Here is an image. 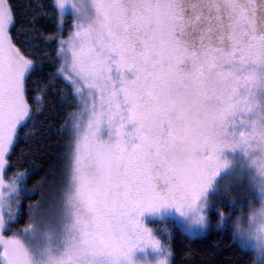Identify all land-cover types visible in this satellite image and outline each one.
<instances>
[{"label": "snow or ice", "instance_id": "snow-or-ice-1", "mask_svg": "<svg viewBox=\"0 0 264 264\" xmlns=\"http://www.w3.org/2000/svg\"><path fill=\"white\" fill-rule=\"evenodd\" d=\"M91 6L60 41L59 70L87 84L92 103L70 146L74 235L59 264H119L142 242L162 248L141 214L163 205L195 209L224 164L221 150L255 147L264 137V0ZM13 23L9 0H0V264H34L18 235H3L18 204L7 199L18 176L5 179V154L31 118L27 81L35 68L12 42ZM104 124L114 141L99 139ZM238 124L251 131L237 137Z\"/></svg>", "mask_w": 264, "mask_h": 264}, {"label": "trees", "instance_id": "trees-1", "mask_svg": "<svg viewBox=\"0 0 264 264\" xmlns=\"http://www.w3.org/2000/svg\"><path fill=\"white\" fill-rule=\"evenodd\" d=\"M9 3L14 19L9 30L12 42L34 61L35 68L27 81L31 118L18 126L4 168L6 180L24 173V185L18 195L21 208L17 220L7 222L4 233L21 237L32 253L30 238L37 236V228H42L37 212L59 205L67 177L66 145L79 98L74 85L59 70L64 58L60 41L71 35L74 23L70 15L61 14L56 0H9ZM115 75L119 79V73ZM259 95L264 100V90ZM245 147L238 146L239 150ZM224 151L225 148L220 159L226 161V167ZM229 157L234 171L242 169L244 155ZM220 184L210 197L212 223L205 235L190 236L171 219L149 220L156 237L170 243L173 264H250L251 250L239 244L227 223L219 228L214 224L218 209L233 205L231 201L217 203ZM28 223L33 227L25 229Z\"/></svg>", "mask_w": 264, "mask_h": 264}, {"label": "rangeland", "instance_id": "rangeland-1", "mask_svg": "<svg viewBox=\"0 0 264 264\" xmlns=\"http://www.w3.org/2000/svg\"><path fill=\"white\" fill-rule=\"evenodd\" d=\"M56 1L58 3V0ZM66 2L68 3L64 6L63 10L61 9L59 10L63 16L70 15L72 17L73 23H74V28L72 31L73 33L76 29V23L81 19H86L89 13L94 12L91 6L92 0H66ZM71 3H76L80 7L81 10L79 12H76ZM63 61H64V58H63ZM62 73L64 74V72ZM125 75L128 78H131L133 76V73L129 70L125 72ZM69 81L75 87L74 90L79 98V106L72 116L71 134H70L69 141L66 145L67 177H66L64 188H63L62 201L60 202L59 200V205L57 204V206L55 205L54 207L52 205L50 208L43 209L39 213L37 212V217L38 219H40L39 223L41 224L42 228L41 230L40 229L38 230L37 228V236H33L30 238V244L33 249L31 253V257H32L34 264H43V262L47 259L48 253L45 251V249H48L52 253L59 255L62 251H64L67 245L71 242L70 233L68 232V229L65 227L66 224H70L74 219L68 213L70 210L67 209V204L65 203V201L67 200V193L71 191V187H72L71 181H70L71 159H72L71 152H70V146L74 142L77 125L78 124L85 125L87 123V118L89 115V107L92 103V97L89 95L90 89L88 88V85L85 84L83 81H80V80H76V81L69 80ZM262 91L263 90H261L260 92ZM259 97L263 100V96L259 95ZM253 115H254L253 113H249L248 118L251 119ZM133 127H134V124L131 122L126 125V128L129 130H131ZM235 131L238 137V135H240L239 134L240 131L244 132L247 135L251 131V128H250V125H248V127H244V125L238 124L236 126ZM98 137L101 140H108V141H114L116 139L114 135V131L110 129L107 124H104L101 126V129L98 133ZM10 147H9V150H10ZM225 150H226L224 151L225 159L228 160V165L219 170L215 178L214 186L207 192L205 196L201 198L199 204L197 205L198 207L206 203V201L211 200L210 198L211 194L217 189L218 182L221 183L219 186L220 190L216 194L218 195L217 200H216L218 204H227L229 201H231V203H233V205H231L232 208L236 207V201H232L228 197L229 190L237 191V192L247 191L253 199H255L257 202L260 201V195L256 191L254 185H255V181L262 179V177H260L257 172V167H256V164L253 162V157L259 156L261 154V149L259 147L246 146L244 149L239 150L237 146L235 148H225ZM7 153L5 154V164H6ZM228 154L231 156H236L239 154L245 156L244 158L245 163L242 169L239 168L234 171V169L231 168L230 162H229L230 157ZM237 159L239 160L241 158L237 157ZM23 185H24V173H20L17 178V184L15 187V190L10 192L7 196V199L10 201L11 200L18 201V204L13 205L14 218L9 219L8 221L15 222L19 216V212L21 208V199L18 195L21 189L23 188ZM157 186L158 188H161V189L166 187V185L160 183L159 181L157 182ZM242 202L246 205L248 203V198L245 197ZM210 208H211V204L208 205L206 208L202 209V210H206L208 213V216L210 217V221L207 225H202L194 220L195 210L189 213H183L177 210V208L174 205H163L159 209L145 210L141 214L140 219L141 221H143L144 225L152 231V234L156 239L158 238L156 237L155 232L152 229V227L149 225L150 219L162 220V221L171 219V220H174L190 236H203L211 228L212 220H211ZM218 217H219V210H218ZM6 227H7V224L5 225L3 229V235L5 237H11V236L5 235L4 231ZM22 241L25 243L23 239ZM159 241L161 243L162 248L172 252L169 242L163 241V240H159ZM25 245L27 247L26 243ZM240 245L244 249L252 250L251 245H248V246H245L242 244ZM28 251H29V248H28ZM0 252H2V248H0ZM162 254L163 253L161 252L160 249L153 247L151 244H143L142 242V246L138 245L132 250L131 258L134 261L142 262V264H148L149 261H154L159 255H162ZM97 264H100V261H97ZM119 264H129L128 259L126 257L121 258Z\"/></svg>", "mask_w": 264, "mask_h": 264}, {"label": "clouds", "instance_id": "clouds-1", "mask_svg": "<svg viewBox=\"0 0 264 264\" xmlns=\"http://www.w3.org/2000/svg\"><path fill=\"white\" fill-rule=\"evenodd\" d=\"M255 147H259L261 149V154L253 157V162L256 164L257 172L259 176L262 177V179L256 180L254 185L256 191L260 195V201L257 202L253 199L247 191L237 192L229 190V198L232 201H236V207L234 209L219 208V217L214 224L219 228L223 227L225 223H227L229 230L240 242V244L245 246L251 245L252 250L249 252L250 264H264V137L261 138V143ZM225 164L226 161H224L222 168ZM216 176L212 178L207 192L214 186ZM245 197L248 198V203L246 205L242 202ZM65 203L67 204V209L70 210L68 213L72 216L71 208L68 205L67 200ZM210 204L211 200H208L206 203L200 205L199 207L197 206L195 209L184 208L182 211L183 213H189L195 210L194 220L202 225H207L210 221V217L208 216L207 211L202 209L206 208ZM72 224L73 221L70 224L65 225L70 233V238L74 235L72 231ZM32 227L33 224L28 223L25 229ZM70 243L59 255L45 249L48 255L43 264H59ZM160 250L163 254L159 255L154 261H149L148 264H172V252L164 248H160ZM126 258L128 259L129 264H142V262L132 260L131 254L126 256Z\"/></svg>", "mask_w": 264, "mask_h": 264}]
</instances>
